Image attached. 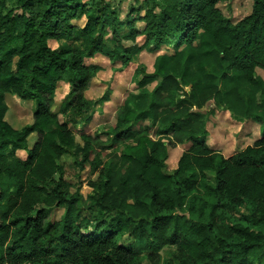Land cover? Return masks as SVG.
I'll return each instance as SVG.
<instances>
[{
    "label": "trees",
    "instance_id": "trees-1",
    "mask_svg": "<svg viewBox=\"0 0 264 264\" xmlns=\"http://www.w3.org/2000/svg\"><path fill=\"white\" fill-rule=\"evenodd\" d=\"M230 1L133 0L121 18L106 0H0V264H157L166 247V264H252L256 250L264 261V0L236 23L217 8ZM162 47L171 53L151 73L134 69L115 123L77 142L100 71L85 61L122 71ZM6 96L34 105L31 124L9 126ZM216 111L258 125L259 139L229 158L210 150ZM177 146L188 148L169 171ZM66 156L95 176L86 198L66 180Z\"/></svg>",
    "mask_w": 264,
    "mask_h": 264
},
{
    "label": "rangeland",
    "instance_id": "rangeland-1",
    "mask_svg": "<svg viewBox=\"0 0 264 264\" xmlns=\"http://www.w3.org/2000/svg\"><path fill=\"white\" fill-rule=\"evenodd\" d=\"M120 9V17L123 18L127 13V9L133 0H106ZM87 2V0H83ZM251 0H232L226 3L217 4V8L222 14L231 22L236 23L242 18L249 15L251 11ZM142 24L137 23V28L141 29ZM143 38H137L138 45H141ZM50 48L57 47L55 42L50 41ZM171 53L170 48L162 47L160 50L141 52L135 63L128 68L118 71L119 64H111L106 58L96 55L90 60H86V65H96L100 67L96 78L91 82L88 90L85 92V98L94 106V115L90 123L85 128L78 127L75 133L77 142H80V136L88 134L90 136L98 135L106 127L115 123L116 109L122 105V102L130 92H135V87L131 83V76L137 65L141 64L147 68V72L151 73L155 58L161 54ZM116 68V69H115ZM257 77L264 82V73L261 70H256ZM154 84V83H153ZM151 84L149 88L153 85ZM110 90L109 101L103 105L99 104V100L104 94ZM68 93V86L64 83L57 84L54 98V105L51 109L57 118L62 121L60 116V105ZM6 105L8 107L5 114V120L15 130H19L22 126L32 123V114L34 105L30 102H24L10 96L5 97ZM206 128L208 131L207 146L210 150L220 153L224 158H229L238 152L242 151L248 146H251L259 139V126L251 121L243 123L235 122L229 113L216 111L214 115L207 118ZM103 139V138H102ZM188 146L168 147V155L166 165L169 171L176 167V163L181 154L187 150ZM21 158H25L24 153H19ZM68 174L66 180L70 182L74 188L80 186L81 195L86 198L91 189L87 186L88 180H94L95 176L89 175L88 167L83 171L72 169V159L70 157H63L61 160ZM72 189V191L74 190ZM62 215L61 210H54L51 214V219L57 221ZM175 248L166 247L158 253L157 264H166L173 262L175 257ZM252 264H264L263 251L256 250L250 255ZM144 264H149L145 261Z\"/></svg>",
    "mask_w": 264,
    "mask_h": 264
}]
</instances>
